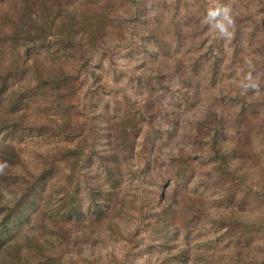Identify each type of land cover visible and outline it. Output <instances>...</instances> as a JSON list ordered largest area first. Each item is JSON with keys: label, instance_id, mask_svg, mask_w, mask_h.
<instances>
[{"label": "rangeland", "instance_id": "374dc122", "mask_svg": "<svg viewBox=\"0 0 264 264\" xmlns=\"http://www.w3.org/2000/svg\"><path fill=\"white\" fill-rule=\"evenodd\" d=\"M67 2L53 23L68 22L75 13L89 34L83 47L52 34L21 42L19 54L0 46V115L3 110L8 119L0 125V144L14 146L20 158L12 179L46 183L51 218H66L73 213L69 205L79 203L87 228L113 192L114 205L95 233L70 249L62 245L58 264H230L243 241L245 251L264 254V197L251 193L248 207L238 209L257 223L230 234L236 208L228 185L214 180L218 160L207 135L214 129L205 125L214 104L224 113L254 110L258 132L246 160L258 163L256 170L263 165L264 0ZM6 3L0 0V24ZM36 18L42 21L38 12ZM11 96L18 101L14 109ZM219 136L233 142L234 128ZM180 151L191 159L177 181L179 163L173 160ZM243 193L236 189V199ZM0 194H8L2 180ZM172 194L177 213L165 220L159 215ZM190 195L203 200V211L185 208ZM32 218L14 229L49 232Z\"/></svg>", "mask_w": 264, "mask_h": 264}, {"label": "trees", "instance_id": "16d2710c", "mask_svg": "<svg viewBox=\"0 0 264 264\" xmlns=\"http://www.w3.org/2000/svg\"><path fill=\"white\" fill-rule=\"evenodd\" d=\"M67 3V0H54L52 4L48 3L47 0H7L6 5L3 7H8V9L5 11L3 22L0 24V46L7 47L6 44H8L11 50H14V53L19 54L21 42L26 44V42H36L38 39L43 41L52 34L59 40H66L70 43L76 42L83 47V41L89 34L83 29L80 30L79 24L75 20L77 16L75 13L72 12L67 15L68 22L59 23V25L53 23L57 17L54 16V14H57L56 9L66 6ZM36 7H40L39 10L41 11H37ZM49 7H53V9ZM37 12L42 21L37 20ZM89 42L94 41L90 40ZM3 80L5 78L1 79L0 76V93L5 87L2 86ZM12 94H15V92ZM241 96L247 98V96ZM10 99V108L14 109L18 101L14 100L12 96ZM6 109L5 107L4 110L6 111ZM232 110L229 109L224 113L219 105L214 104L208 109V119L205 121V125H212L214 129V131L211 129L207 131L212 154L218 160L215 164L216 176H214V180L222 182L224 187L228 185L229 203L236 208V210H232L229 218L234 225V227L228 229L230 234L234 228L243 231L257 223L256 218L243 217L239 214L238 209L248 207L251 193H254L256 199L264 197V163L263 165L260 164V167L256 170L258 163L253 165L246 160L247 157H250L249 151H254L252 143L254 134L258 130H255L257 126L253 118L257 115L254 110L255 115L244 108ZM0 118V125L8 123L3 110ZM228 126L234 128L235 139L233 142L219 136L221 131L224 132L225 129L227 131ZM205 136L204 133L202 137ZM181 151L173 160L174 163H179V169L175 171L177 181L178 178L186 174V167L190 164L189 159H191L189 155L187 157L181 155ZM19 162V152L14 146L0 144V180L4 181L8 188L7 196L0 194V209L3 208L0 212L6 211L0 220V264H58L61 259L59 255L64 252L65 247L69 248L71 243L76 244L81 236L84 239L90 237L91 232L95 233V229L98 228L97 221L101 220L105 211L114 205L113 192H107L108 194L103 203L99 205L94 217L90 219L89 224L91 226L89 228L86 227V220L89 218L81 211L80 204L75 202L78 197L77 191L69 193L70 204L75 202V205H69V207H72L73 213H67L66 218L57 219L53 216L51 218L48 212L53 213L54 208L50 205L51 201L47 200L48 196H45L43 192L46 183L41 184V182H38L37 177L19 182L12 179L17 174L15 165ZM77 162L73 161L74 165ZM255 171L258 173H255ZM211 175L212 172L209 171L207 176L210 177ZM117 180L119 182V179ZM118 182L115 184L116 186H119ZM239 188L244 193L240 199H236L235 190ZM189 197L185 208L188 210L192 208L193 213H195V210L203 211L205 209L203 200L200 197L192 195ZM175 203L176 196L172 194L171 201L163 205L159 216L167 220L175 215L177 213ZM122 208L124 207L122 206ZM12 211L15 212L13 222L10 220ZM32 216H36L38 220L40 219L42 229L46 228L49 232L44 230L41 231V234H30L14 229L15 225L32 222L34 220ZM106 222L109 226L112 225L111 222ZM43 235L44 240L41 239ZM247 239L246 236L244 240ZM244 242L238 243L240 246L237 244L230 264H258L259 260H264V254L252 255L250 250L245 251L244 247H241ZM62 245L67 246L63 248ZM262 246L264 247V244Z\"/></svg>", "mask_w": 264, "mask_h": 264}]
</instances>
